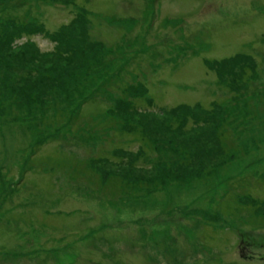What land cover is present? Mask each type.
I'll return each instance as SVG.
<instances>
[{"label":"rangeland","instance_id":"rangeland-1","mask_svg":"<svg viewBox=\"0 0 264 264\" xmlns=\"http://www.w3.org/2000/svg\"><path fill=\"white\" fill-rule=\"evenodd\" d=\"M0 264H264V0H0Z\"/></svg>","mask_w":264,"mask_h":264},{"label":"trees","instance_id":"trees-1","mask_svg":"<svg viewBox=\"0 0 264 264\" xmlns=\"http://www.w3.org/2000/svg\"><path fill=\"white\" fill-rule=\"evenodd\" d=\"M241 56L242 55L238 54V56H236V58H240ZM236 58L232 57V59H235V60H236ZM222 63H226V59L222 60Z\"/></svg>","mask_w":264,"mask_h":264}]
</instances>
